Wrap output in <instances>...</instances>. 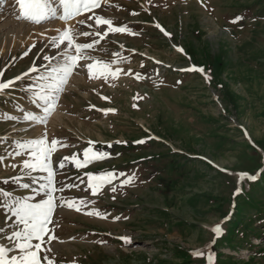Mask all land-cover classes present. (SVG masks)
<instances>
[{
	"label": "rangeland",
	"instance_id": "374dc122",
	"mask_svg": "<svg viewBox=\"0 0 264 264\" xmlns=\"http://www.w3.org/2000/svg\"><path fill=\"white\" fill-rule=\"evenodd\" d=\"M93 13L135 35L77 36L98 41L91 59L79 61L45 123L25 120L44 117L43 102L33 103L43 83L36 78L68 51L52 38L67 27L94 32V20L78 23ZM18 15L16 0H0V82L23 77L0 92V190L46 199L47 173L25 169L30 156L18 145L45 134L49 147L60 141L51 156L55 183L76 187L55 196L86 206L56 209L46 245L55 264H207L209 254L214 264H264V0H101L67 25ZM96 61L122 71L90 79L84 65ZM88 147L108 156L60 168L66 156L83 161ZM109 171L116 178L93 196L85 174ZM3 199L0 227L10 231L15 217L5 220ZM94 211L107 218L85 214Z\"/></svg>",
	"mask_w": 264,
	"mask_h": 264
},
{
	"label": "snow or ice",
	"instance_id": "6c2138e0",
	"mask_svg": "<svg viewBox=\"0 0 264 264\" xmlns=\"http://www.w3.org/2000/svg\"><path fill=\"white\" fill-rule=\"evenodd\" d=\"M19 7L18 19H22L34 24H41L46 20L58 19L63 21L64 24H68L70 20H74L76 17L83 13L93 12L94 9L101 7V0H16ZM135 14V13H133ZM242 17H236L232 23H236L241 20ZM95 25L94 32H88L81 27L79 30H74L72 27H67L57 37L52 38V43L60 48V45H64L68 51H63L59 63L55 67L45 65L46 69H49L46 74L37 76V81H43L37 85L34 95L36 100L33 103L42 101V107L44 117L40 118L32 115L31 113H25V120L39 121L45 123L47 117L55 110L58 101V93L63 91V87L67 84L70 76L73 74L74 69L77 67H83L79 64L81 60H89L91 57L87 54V50L93 49L94 44L98 43L97 40L92 39V42L77 43V36L84 37H100L101 39L107 37L109 33L112 34H128L135 35L126 26H114L112 19L105 18L102 15L87 16L85 21H79L78 23L84 25L86 21H93ZM107 26L106 30L100 26ZM91 27V25H89ZM165 36L170 34L160 27ZM123 47V45H121ZM182 51V49L180 50ZM27 55V53H25ZM44 60H49V57L45 56ZM87 67L89 78L104 77L107 79L109 76L116 79L121 73L122 69L117 68L114 71L111 65L108 63H102L96 61L84 65ZM196 70V69H192ZM31 72H36L37 68L32 67ZM199 71L203 72L202 69ZM128 74H131L130 71ZM25 75H28L26 72ZM3 73L0 72V77ZM139 78V74H136ZM22 76H16L14 80L9 79L7 82H0V92L10 88L16 81L21 80ZM102 99H107L102 97ZM135 106V105H134ZM107 114L108 111L114 112V109L102 110ZM11 119L12 117H8ZM144 141H138L143 143ZM93 142L89 141V144ZM119 143V142H118ZM60 141L53 139L51 146H48L46 134L39 139H32L26 143H21L18 146L25 149L30 156V160L23 161V167L31 172H45L47 173V184L41 185V190L44 191V199L41 198L40 202L33 203L35 196L25 197L23 199H17L10 191L0 190V196L3 199L4 207L10 212V216L5 217V220L15 217V223L11 226L10 231H5L3 227H0V236L6 243H0V264H55L54 259L50 258L52 249L46 245L50 243L55 237L50 235L52 229L49 228L50 224H53V215L58 207H63L65 204L69 208H75L76 211H81V206H86V201L79 200L78 202H68L62 196L59 201L55 196L57 191L63 192L65 187H76L74 184L60 185L57 187L55 183L56 172L52 167L51 156L53 152L57 150V145ZM66 147L67 145H62ZM111 147V145H108ZM17 155L22 153L17 152ZM108 156L107 153L96 150L93 151L92 147H88L83 151V161L77 158V155L73 154L71 157H64L59 161L60 168H64V161L70 160L75 164L77 169L85 168L89 163L94 161H102ZM87 176V187L92 190V195H97L98 191L106 184H111L116 178L115 174L111 171L101 172L100 174H93L91 172L85 174ZM123 175V173L121 174ZM241 179H244V174H241ZM249 180H255V176H248ZM133 177H128L122 181L121 186L132 183ZM6 182V181H5ZM19 183V179H17ZM24 189L29 188L28 183L20 185ZM86 190V189H85ZM35 191V190H34ZM113 193L116 192V188L111 189ZM239 189L237 190V193ZM38 195V193H37ZM115 197H113L114 199ZM87 215H94L98 218L106 219L99 211L87 212ZM116 219H119L118 217ZM212 232L219 235L221 234V226L216 225L211 229ZM47 237V240H46ZM125 244H131L130 237H119ZM196 257H203L202 251H195L193 253ZM207 264H214V257L209 254L207 256Z\"/></svg>",
	"mask_w": 264,
	"mask_h": 264
}]
</instances>
